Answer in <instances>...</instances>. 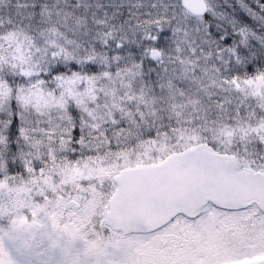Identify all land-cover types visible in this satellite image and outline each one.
I'll use <instances>...</instances> for the list:
<instances>
[{
  "label": "snow or ice",
  "instance_id": "obj_1",
  "mask_svg": "<svg viewBox=\"0 0 264 264\" xmlns=\"http://www.w3.org/2000/svg\"><path fill=\"white\" fill-rule=\"evenodd\" d=\"M0 264H264V0H0Z\"/></svg>",
  "mask_w": 264,
  "mask_h": 264
}]
</instances>
